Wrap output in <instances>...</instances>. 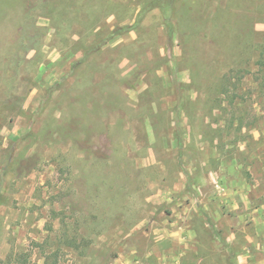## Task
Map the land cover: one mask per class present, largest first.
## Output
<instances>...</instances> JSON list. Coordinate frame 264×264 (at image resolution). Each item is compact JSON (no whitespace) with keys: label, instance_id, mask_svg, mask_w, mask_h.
<instances>
[{"label":"rangeland","instance_id":"1","mask_svg":"<svg viewBox=\"0 0 264 264\" xmlns=\"http://www.w3.org/2000/svg\"><path fill=\"white\" fill-rule=\"evenodd\" d=\"M167 1L0 0V264H264V0Z\"/></svg>","mask_w":264,"mask_h":264},{"label":"trees","instance_id":"2","mask_svg":"<svg viewBox=\"0 0 264 264\" xmlns=\"http://www.w3.org/2000/svg\"><path fill=\"white\" fill-rule=\"evenodd\" d=\"M155 6H159L161 8L164 20L166 21V24H167L168 28L169 29L172 28L173 27V24H172V9L173 8H172V5H171V2L169 4L167 0H156V4L155 5L152 4V6H150L149 8L151 9V8H153ZM146 11H148V8L143 10V11H141V13L139 15L142 16ZM250 43L251 42L249 41L248 42L249 46L246 45L249 49H251V47H253L252 43L251 44ZM248 59H249V57L247 58V60ZM258 64H261V66L264 65L263 59H260L258 61ZM226 83L227 84L230 83V85H232L233 87H235V83L228 82V81H226V77L224 78L223 83H221L222 88L220 89V92H222V93H224V92L226 93L227 92V94H228V91L225 90ZM18 264H40V263L31 262L27 258L23 257V259H21V261ZM42 264H48V262H44ZM52 264H56V262L54 261Z\"/></svg>","mask_w":264,"mask_h":264}]
</instances>
